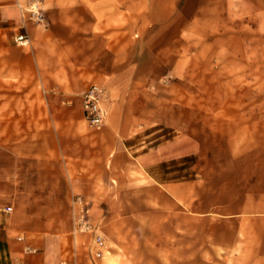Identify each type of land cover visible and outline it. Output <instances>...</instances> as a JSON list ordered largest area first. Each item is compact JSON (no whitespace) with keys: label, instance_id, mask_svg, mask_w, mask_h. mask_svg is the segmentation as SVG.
<instances>
[{"label":"crops","instance_id":"0c3cea01","mask_svg":"<svg viewBox=\"0 0 264 264\" xmlns=\"http://www.w3.org/2000/svg\"><path fill=\"white\" fill-rule=\"evenodd\" d=\"M30 1L0 0V264H106L84 246L96 233L75 229L76 195L132 264L134 227L165 264H186L190 245L201 262L210 246L216 262L264 264V112L188 117L147 90L156 55L186 53L198 15L175 35L180 0H40L44 23L22 18ZM199 1L214 28L263 2ZM93 85L105 95L97 129L84 110ZM134 214H161V234Z\"/></svg>","mask_w":264,"mask_h":264},{"label":"rangeland","instance_id":"374dc122","mask_svg":"<svg viewBox=\"0 0 264 264\" xmlns=\"http://www.w3.org/2000/svg\"><path fill=\"white\" fill-rule=\"evenodd\" d=\"M199 2V0H180L177 14L182 23H174L171 29L172 34L177 35L180 30L184 33L185 22L196 14L198 15L196 22L186 29V44L181 42L184 46L181 44V48L187 47V52L170 56L156 55V68L151 72L153 75L149 78L151 86L147 87V90L170 112H186L188 117L196 116L198 112L227 111L233 108L264 112V0L260 7H251L250 10L239 6L234 7L232 15L234 17H231L230 23L219 22L218 28L216 24L215 28L212 27L210 6H203L202 10L197 11ZM19 6L23 12V19L38 23L45 22L44 10L46 9L40 4V0H31L28 4ZM178 45L179 42L176 41V48ZM163 59L165 62L170 61L171 71L159 68L162 66L158 60ZM174 62L181 63V68L174 69ZM99 88L102 91L100 104L105 115L103 106L105 95L102 88ZM192 119L191 121L195 120ZM105 120L104 116V121L99 126L90 122L89 124L97 129L104 124ZM0 141H2L1 135ZM136 177L143 180L139 175ZM80 198L83 199L81 202H79ZM134 201L136 202V199ZM75 202H78L76 206L79 207H76L72 216L74 223L76 224L83 209H88L89 213L86 217L96 230V232H91L96 235L90 242L85 241L84 246L92 244L96 247L95 238L100 235L106 244V249L103 251L104 256L109 258L106 264H132L131 256L126 250L122 249L124 255L120 253V250L118 254L113 252L116 247L110 242L114 238H109L107 234L104 236L105 232H100L98 229L100 227L94 223L92 203L79 195H76ZM161 218V214L139 216L134 214V226L137 223L145 224L149 228L154 226L155 234H161L162 226L158 223ZM109 219L113 221L111 224L114 226V216H110ZM82 234L89 233L82 232ZM143 234L142 240L135 237L138 232L134 227V264H165L163 261L166 257L163 247L147 245L149 243L146 237L147 231ZM124 238L129 240L128 236ZM196 254L199 255L200 252L196 253L193 245L188 246L186 264H231L216 262L210 246L202 249V262L200 256Z\"/></svg>","mask_w":264,"mask_h":264},{"label":"built area","instance_id":"2783aa9c","mask_svg":"<svg viewBox=\"0 0 264 264\" xmlns=\"http://www.w3.org/2000/svg\"><path fill=\"white\" fill-rule=\"evenodd\" d=\"M18 41L27 42L24 36H19ZM101 89L97 85H93L90 89L84 94V110L85 116L88 122L99 126L104 121V112L100 104L101 100ZM81 201V200H79ZM89 213L88 209H83V213L76 220L75 229L85 232L91 233L95 231V228L89 222V219L86 217ZM96 247L98 246V250H96V255L100 256L103 251L106 249V244L102 236L97 235L95 238Z\"/></svg>","mask_w":264,"mask_h":264}]
</instances>
